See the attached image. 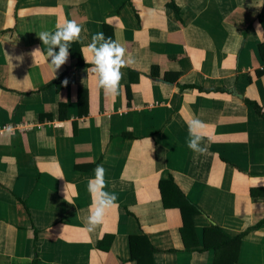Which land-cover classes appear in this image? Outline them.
Wrapping results in <instances>:
<instances>
[{
    "label": "crops",
    "instance_id": "obj_1",
    "mask_svg": "<svg viewBox=\"0 0 264 264\" xmlns=\"http://www.w3.org/2000/svg\"><path fill=\"white\" fill-rule=\"evenodd\" d=\"M263 8L0 0V264H264ZM72 20L84 31L55 77L36 33ZM101 32L135 61L114 98L81 53ZM101 164L117 206L87 232Z\"/></svg>",
    "mask_w": 264,
    "mask_h": 264
},
{
    "label": "clouds",
    "instance_id": "obj_2",
    "mask_svg": "<svg viewBox=\"0 0 264 264\" xmlns=\"http://www.w3.org/2000/svg\"><path fill=\"white\" fill-rule=\"evenodd\" d=\"M82 31L84 29L72 20L66 21L63 25L58 23L55 31L44 30L36 33L43 46H47L48 66L54 72L55 77L61 67L68 62L70 45L80 39ZM260 33L261 26H257V34ZM81 53L85 62L90 65L86 69L88 79L96 81L97 85L103 89L105 96L113 98L117 96L122 79L121 69L135 62L132 57L126 55V49L118 40H113L111 37L106 38L101 32L92 35L90 43L81 48ZM43 54V48H36L30 53L34 63L36 57ZM16 59L23 62L22 56ZM68 83L69 81L65 79L63 86L67 87ZM206 128L207 125L198 118L188 123L187 144L197 155H205L209 152L208 145L203 143ZM105 188V169L101 164L94 169V176L89 178L87 183V190L92 200L84 228L87 232H92L102 225L106 215L117 206V196L105 191ZM65 199L67 200L66 196ZM68 226H63L62 233Z\"/></svg>",
    "mask_w": 264,
    "mask_h": 264
},
{
    "label": "trees",
    "instance_id": "obj_3",
    "mask_svg": "<svg viewBox=\"0 0 264 264\" xmlns=\"http://www.w3.org/2000/svg\"><path fill=\"white\" fill-rule=\"evenodd\" d=\"M258 20L260 21V22H264V8H263V10L259 13V15H258ZM72 46V45H71ZM263 49H264V44L261 46ZM72 54V53H71ZM73 55V54H72ZM74 56V55H73ZM256 107V109H257V111L260 113V108H259V106L258 105H256L255 106ZM137 239H139V237H137L136 239H131V240H133V241H131V243H134L135 242V240H137ZM146 242H148V238H143ZM239 240L240 239H242V238H238ZM136 243H134L133 245H135ZM148 244H150L149 242H148ZM137 254V253H136ZM139 259V258H138ZM135 260V259H134ZM137 260V259H136ZM138 262H141L140 261V259L139 260H137Z\"/></svg>",
    "mask_w": 264,
    "mask_h": 264
}]
</instances>
